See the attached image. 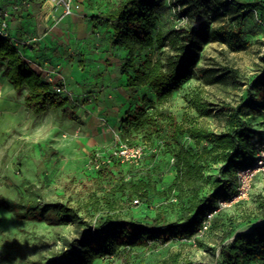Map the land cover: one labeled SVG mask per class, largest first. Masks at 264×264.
<instances>
[{"label": "rangeland", "instance_id": "374dc122", "mask_svg": "<svg viewBox=\"0 0 264 264\" xmlns=\"http://www.w3.org/2000/svg\"><path fill=\"white\" fill-rule=\"evenodd\" d=\"M12 1L0 0V6L8 7ZM19 1L18 13L30 8L29 15L38 13L37 22L41 27L42 22L45 23L41 15L46 11L41 8L42 2L47 0ZM71 1L75 4L71 16L77 21L85 19L87 23L86 36L76 38L79 42L76 44L75 34L69 37L67 33H58V36L53 33L55 39L51 37L48 43L46 37L51 36L49 28L52 26H44L45 31L36 37L42 40L43 51L65 61L68 76L60 80L64 94L59 98L67 99L66 104L61 108L48 107L45 112L34 115L23 103L25 87L19 91L12 89L9 94L0 91V200H28L39 209L65 205L75 211L77 218L66 225L57 224L51 212H45L43 217L18 219L14 213L0 207V264H44L64 251L78 248L81 238H92L88 237L87 229L96 227L106 215L142 220L160 213L166 222L186 223L217 189L224 178L219 174L222 163L208 159L202 164L203 178L196 182L194 189L185 183L179 191L168 190L176 176L174 156L181 144L199 153L206 143L198 144L187 135L176 136L170 122L159 117L143 129H135L134 124L127 126L125 117L136 107L148 114L165 111L172 117V123L182 124L185 129L196 126L219 134L228 130L227 113L222 105L237 107L245 103L249 107L241 109L236 124L243 123L258 134L254 140L257 147L264 137V25L258 16L242 20L235 12L214 15L210 10L205 11L202 19L210 31L219 35L225 33L227 41L214 40L211 36L203 43L190 78L167 103L158 106L153 94L142 87L130 88L123 84L125 95L120 98L117 87L106 92L104 82L98 81L106 75L112 79L113 72L123 77V65L128 57L123 51L116 53V61H105L104 30L97 17L105 11L107 2L115 0ZM172 1L162 0L159 4L154 34H165L176 27L177 10ZM261 1L264 6V0ZM56 10L61 17V7ZM58 18L59 23L55 25L64 29L65 22ZM240 26V34L235 35ZM17 35L21 39L19 32ZM52 43L56 45L54 52ZM239 44L244 48L233 50L232 47ZM20 53L23 55V50ZM145 54H151L153 60L160 57L165 63L172 52L165 46ZM229 69L234 70L235 75L230 74ZM88 71L92 79L97 80L80 84V88L75 86L70 72L86 75ZM0 82L7 83L1 69ZM107 99L110 102L116 99L114 107ZM198 102L211 114L202 116L196 108ZM103 106L104 114L99 113ZM119 142L145 145L143 159L129 164L102 156L99 168H94L95 153L107 154ZM250 149V155L257 152L255 147ZM250 158L247 156L245 160ZM250 164L251 161L245 162L243 166ZM99 170L101 174L97 173ZM119 179L147 182L149 203L138 200L134 204L136 197L128 190L121 192L115 185ZM239 188H242L240 193L235 192L229 200L220 201L211 229L195 243L190 242L191 239L166 244L155 242L149 247H133L123 256L112 253L96 259L93 264H164L170 259H177L179 263L220 264L223 260L221 246L236 234L264 224V168ZM228 231L231 235L226 236Z\"/></svg>", "mask_w": 264, "mask_h": 264}, {"label": "trees", "instance_id": "16d2710c", "mask_svg": "<svg viewBox=\"0 0 264 264\" xmlns=\"http://www.w3.org/2000/svg\"><path fill=\"white\" fill-rule=\"evenodd\" d=\"M162 0H115L106 3V9L97 21L111 31V45L128 53L124 62L126 84L130 88L142 87L150 91L158 106L167 103L181 84L188 80L192 69L199 60L202 44L208 42L211 36L214 40L227 41L225 33L219 35L210 31L209 25L203 21V14L208 10L214 15L235 12L242 20L258 16L264 25V6L261 0L246 2L244 0H173L175 8L179 7V16L187 19V25L173 28L165 34H154L156 25L155 12ZM239 35L241 26L237 29ZM239 42V41H238ZM168 46L172 55L165 63L158 57L153 60L146 51L154 48L160 50ZM240 50L244 45L232 47ZM136 54V55H134ZM0 69L2 76L12 86L14 91L27 89L23 98L24 106L34 115H39L48 107H63L67 99L59 98L42 75L32 69L30 63L13 46L9 40L0 38ZM128 71H131L129 73ZM230 74L235 71L229 69ZM248 104L231 107L222 105L227 113L228 130L223 133H212L196 126L184 128L182 124L172 123L173 119L165 111L155 110L148 114L141 107H136L125 117L127 126L134 124L135 129H143L155 123L156 117L166 119L173 126L176 136L187 137L196 142H205L206 146L195 153L183 144L174 156L176 176L168 190L173 193L180 190L183 184L193 186L203 178L202 164L208 159L220 161L219 174L224 177L217 189L207 197L206 201L197 207L196 213L186 223L166 222L160 213L142 220L122 219L113 215L104 216L96 227L88 228L87 235L92 238H81L78 248L64 251L49 259L44 264H93L96 259L117 252L119 255L128 253L133 247H149L155 242L166 244L174 240L193 238L201 223L210 212H216L221 200H229L238 192L239 178L237 171L245 168V162L252 161V147L259 149L255 143L258 134L249 127L236 124L239 121L242 108ZM196 108L202 116H208L206 106L199 102ZM249 147V149H248ZM250 156V160L245 158ZM247 167V166H246ZM101 174V170L97 173ZM121 192L128 190L131 196L142 203L148 204L149 184L143 179L125 182L119 179L115 183ZM0 207L14 213L18 219L39 216L51 212L57 224L66 225L76 219L75 211L65 205L44 206L41 209L30 201L11 202L0 200ZM207 212H209L207 214ZM212 226V220L209 230ZM231 235L227 232L226 236ZM223 260L220 264H264V224L254 225L247 232L236 234L233 239L220 247ZM164 264L179 263L170 259Z\"/></svg>", "mask_w": 264, "mask_h": 264}, {"label": "crops", "instance_id": "0c3cea01", "mask_svg": "<svg viewBox=\"0 0 264 264\" xmlns=\"http://www.w3.org/2000/svg\"><path fill=\"white\" fill-rule=\"evenodd\" d=\"M42 3H43L42 7H41L42 10L46 9V11H43V13L41 15V17L43 16V20H45V23L42 22V24H41L42 28L40 27V24L37 22V20H39L38 16L36 17V15L38 13L34 16L29 15L31 12L30 8L25 10L27 12L21 11V13H18L21 9L18 11H15V12L12 11V6L14 4H18V5L20 4L19 0H13L11 5L8 7H1L0 6V10H9L10 11V16L8 19V31H9V33L15 37H18L17 33L19 32V36L21 39L29 40V39L38 37L40 32L43 33L45 31V27L49 28L50 26H52V28H49L52 31L51 36L46 37V41L48 43L50 42L51 37H53L55 39V36H58V33L59 34H63V33L66 34L67 33V35L69 34L68 35L69 37H73V34H75L74 40H75L76 44L79 43L76 40V38L79 39V38H83L86 36L88 26H87L85 19L77 21L75 19V17H73V16H67V17L61 18V20H62L61 22H65V25H63L65 28L60 29V26L55 25V24L59 23L56 21V19L59 17L58 16L59 13H57L58 11L56 10L54 12H51L49 10L50 7H48L47 2L44 1ZM53 21L55 23H53ZM24 26H26V29L23 28ZM102 26H103V30H104V50H107V52L105 54V61H108V60L116 61V58H115L116 53H121L124 50L121 48H118V47H113L111 45V31L109 29H106L105 25H102ZM21 28H23V29H21ZM99 28H101V27H99ZM66 30H68V31L65 32ZM53 33L55 36L53 35ZM70 39H72V38H70ZM42 46H43V44H42L41 39H38L37 41H33V40L30 41L29 44H27L25 47H23L21 49L24 52V54H23L24 58L27 60V62L30 63V66L32 67V69L36 70L41 75L43 74V69L52 70L54 72L53 82L56 84H62L60 82V80L62 78L64 80L65 77L68 76V69H67V66L65 64V61L60 60L59 58L55 57L52 54L51 55L47 54L45 51L42 50ZM54 47H56V45H55V43H52L53 52L55 49ZM70 73H71V77L74 78L72 82L78 88H80L79 87L80 84L81 85L87 84V83L90 84V83H93L94 81L97 80V79H92V76H90L91 71H88V73L86 75L85 74L79 75L78 72H74V73L70 72ZM124 76L120 77L116 72H113L112 73V79L110 77H108V75H106L103 78H99L98 81L102 80L104 82V84L106 85V88L104 90L106 92H110V91L112 92V90L117 87L118 95L120 98H122V96L125 95V90H126L125 88H123V84H126L125 83L126 82V76L125 77ZM12 89L13 88H11V90ZM80 91H81V89H79L78 93H80ZM106 101H107V103L109 102L110 105L114 107L113 103L116 101V99L112 102H110L108 99ZM104 110L105 109L103 106L100 109L99 113L103 112V114H104Z\"/></svg>", "mask_w": 264, "mask_h": 264}, {"label": "built area", "instance_id": "2783aa9c", "mask_svg": "<svg viewBox=\"0 0 264 264\" xmlns=\"http://www.w3.org/2000/svg\"><path fill=\"white\" fill-rule=\"evenodd\" d=\"M48 7H50V11H55L59 6L61 7V17L58 19L61 20V18L71 16L75 10V4L71 0H47ZM19 5L14 4L12 6V11H18ZM177 10L176 16H175V22L176 27H181L186 24L187 20L184 17L179 16V7L175 8ZM10 16L9 10H0V38L9 40L13 46L20 52V50L25 47L27 44L30 43V41H37V38H32L29 40H23L19 39L18 37H15L11 35L8 31V19ZM58 20V21H59ZM43 79L49 83L52 86V90L56 94H64V89L62 88L61 84H56L53 82L54 80V72L52 70L43 69L42 74ZM261 148L258 149V151L254 154L251 164L245 168L239 169L237 171V176L239 178V186H245V182L247 179H251V177L264 168V137L261 141ZM146 152V146L145 145H128L126 143L119 142L115 147L110 149L107 154H101V153H95L94 159H93V165L94 168L98 169L100 166V159L104 158H115L121 163H131V164H137L139 161H141L145 155ZM105 162V161H104ZM238 186V192L240 193L242 188H239ZM134 204L138 203V199H135L133 201ZM221 202L219 203L220 207ZM215 212L209 213L206 218L201 223L200 228L198 229L196 235L191 238L190 242H196L207 233V231L210 228L211 220ZM186 240V239H184Z\"/></svg>", "mask_w": 264, "mask_h": 264}, {"label": "bare ground", "instance_id": "6f19581e", "mask_svg": "<svg viewBox=\"0 0 264 264\" xmlns=\"http://www.w3.org/2000/svg\"><path fill=\"white\" fill-rule=\"evenodd\" d=\"M0 91L3 94L10 93L11 92V85H9L8 83L0 82Z\"/></svg>", "mask_w": 264, "mask_h": 264}]
</instances>
